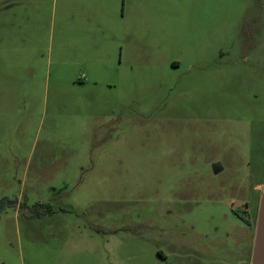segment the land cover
<instances>
[{
  "label": "rangeland",
  "instance_id": "374dc122",
  "mask_svg": "<svg viewBox=\"0 0 264 264\" xmlns=\"http://www.w3.org/2000/svg\"><path fill=\"white\" fill-rule=\"evenodd\" d=\"M263 192L264 0H0V264H252Z\"/></svg>",
  "mask_w": 264,
  "mask_h": 264
},
{
  "label": "water",
  "instance_id": "95a60500",
  "mask_svg": "<svg viewBox=\"0 0 264 264\" xmlns=\"http://www.w3.org/2000/svg\"><path fill=\"white\" fill-rule=\"evenodd\" d=\"M215 173L222 170L220 163L213 165ZM252 264H264V192L261 196L260 210L255 234Z\"/></svg>",
  "mask_w": 264,
  "mask_h": 264
},
{
  "label": "trees",
  "instance_id": "16d2710c",
  "mask_svg": "<svg viewBox=\"0 0 264 264\" xmlns=\"http://www.w3.org/2000/svg\"><path fill=\"white\" fill-rule=\"evenodd\" d=\"M20 202L18 198H5L4 201H0V211L5 209L6 207H16V205H19ZM24 204L19 205L21 210ZM26 206V205H25ZM27 209H29L28 212H31L32 214H36L37 216H42L44 214H51L55 212V205L51 202H39L33 204L30 208L26 206ZM28 212L23 211L24 214H27Z\"/></svg>",
  "mask_w": 264,
  "mask_h": 264
},
{
  "label": "flooded vegetation",
  "instance_id": "af4514ba",
  "mask_svg": "<svg viewBox=\"0 0 264 264\" xmlns=\"http://www.w3.org/2000/svg\"><path fill=\"white\" fill-rule=\"evenodd\" d=\"M260 202H261V196H259L257 202L253 203L252 205H250V203L247 201L244 205V208L240 212L238 213L236 212V214L242 221H244L251 228L255 229V232L257 228Z\"/></svg>",
  "mask_w": 264,
  "mask_h": 264
}]
</instances>
